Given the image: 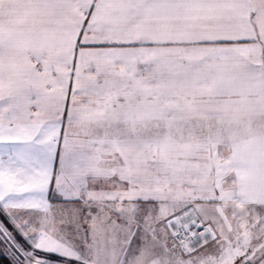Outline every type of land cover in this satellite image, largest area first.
Returning a JSON list of instances; mask_svg holds the SVG:
<instances>
[{
	"label": "snow or ice",
	"instance_id": "snow-or-ice-1",
	"mask_svg": "<svg viewBox=\"0 0 264 264\" xmlns=\"http://www.w3.org/2000/svg\"><path fill=\"white\" fill-rule=\"evenodd\" d=\"M0 264H264V0H0Z\"/></svg>",
	"mask_w": 264,
	"mask_h": 264
}]
</instances>
